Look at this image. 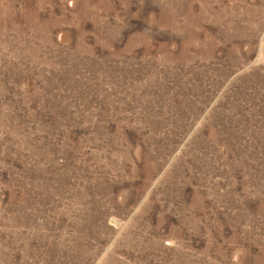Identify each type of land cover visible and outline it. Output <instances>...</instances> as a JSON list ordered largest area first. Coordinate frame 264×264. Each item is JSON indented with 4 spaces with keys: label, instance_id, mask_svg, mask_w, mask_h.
Wrapping results in <instances>:
<instances>
[{
    "label": "rangeland",
    "instance_id": "rangeland-1",
    "mask_svg": "<svg viewBox=\"0 0 264 264\" xmlns=\"http://www.w3.org/2000/svg\"><path fill=\"white\" fill-rule=\"evenodd\" d=\"M0 264H264V0H0Z\"/></svg>",
    "mask_w": 264,
    "mask_h": 264
}]
</instances>
